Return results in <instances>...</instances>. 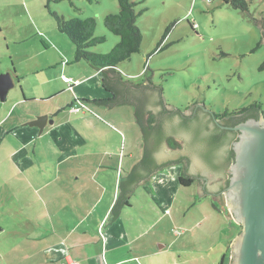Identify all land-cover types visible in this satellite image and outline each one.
Here are the masks:
<instances>
[{"label":"rangeland","instance_id":"1","mask_svg":"<svg viewBox=\"0 0 264 264\" xmlns=\"http://www.w3.org/2000/svg\"><path fill=\"white\" fill-rule=\"evenodd\" d=\"M132 1L137 4L136 12L141 14L137 26L143 42L140 53L118 66L125 80L138 86L147 80L153 86L161 87L164 104L182 114L196 105H202L211 114L223 115L258 103L264 115V70H261L264 46L254 23V20L264 21V0L250 1L249 12L245 14L226 5L223 0ZM118 12V0H96L92 3L75 0L74 6L69 0H0V74L11 72L13 76V69H16L20 77L17 80L13 76L14 87L4 102L0 100V122L7 118L0 124V264H46L45 254L40 252L60 233L50 226L53 217L43 214L44 202L48 203L49 199L44 194L37 195L28 182L16 176L14 172L20 158L17 155L11 158L9 154L24 146L26 139L31 144V152L37 143L39 146L42 144L39 138L33 140L31 133L25 134L31 127H21L23 122L31 119L26 117L28 110L47 109L52 113L56 106L60 108L61 103L70 100L69 94L73 93L71 99H75L74 91L69 89L56 99L35 101V97L50 91L48 85L41 92L39 87L55 72L49 69L42 72L40 69L54 63L60 65L54 70L60 69L61 63L67 61L65 68H72L75 72L71 85L76 88L82 83V77H97L101 91L99 98L76 101L85 107L81 113L106 111V107L93 103L107 99L101 77L98 74L94 76L96 71L86 62H75V45L58 31L52 13L66 19L95 18L96 36H105L106 42L91 52L108 54L119 38L105 27V18ZM81 66L86 69L83 71ZM86 81H89L85 82L87 89L94 91L95 80ZM70 108L68 105L65 110L68 116ZM80 112L71 111L75 115ZM108 112L116 114L117 121L126 122L131 117L141 132L134 106L123 104ZM64 119L66 117L59 118L57 123ZM69 124L64 127L70 136L69 145L81 143L83 136L73 131V125ZM18 130L23 131L19 133ZM171 138L179 144L174 137ZM93 144L96 151L102 145L98 141ZM165 146L172 152L181 150V145L175 150L167 142ZM81 152L83 159L89 157L94 161L92 153L86 156L84 150ZM182 175V163L156 172L145 185L150 192L145 193V186H139L129 201L134 203L137 200L136 205L128 210L131 211L129 220L119 223V218L115 219L114 227L123 231L122 224L125 223L132 232H138L150 222L147 229L150 234L143 242L153 241L157 244L154 249H159V244H167L163 257L152 261L153 264H213L215 256L220 258V255L219 252L207 253L210 243L214 242L211 233L216 234L215 225L219 221L225 223L227 220L223 217L222 221L217 213L209 217L212 212L209 204L216 208L218 205L212 199L202 204L199 200L196 202V197H200L196 195V184L192 188L181 185L179 179ZM60 202L65 200H53L52 205L57 207ZM152 207L157 212L155 218L149 213ZM112 218L109 215L107 227ZM228 223L232 224L235 235L242 232V226L236 222ZM181 241L184 248L179 246ZM59 247L62 248L61 244ZM181 249L186 250H182L181 258H178ZM230 263L228 260L227 264Z\"/></svg>","mask_w":264,"mask_h":264},{"label":"crops","instance_id":"2","mask_svg":"<svg viewBox=\"0 0 264 264\" xmlns=\"http://www.w3.org/2000/svg\"><path fill=\"white\" fill-rule=\"evenodd\" d=\"M69 60L72 58L69 57ZM64 63L67 64V61L61 63L62 68L60 69L54 70V67L60 66L55 63L45 69H40L42 72L48 71V69L55 72L43 83L42 87H39L41 92L44 86L48 85L50 91L35 97L34 100L41 102L47 101V99L53 100L69 89L74 91L75 99H71L73 93L69 94L70 100L67 103H61L60 108L56 106L52 113L47 109L28 110L26 117H31V119L25 121L26 123L39 116H48L49 118L41 134H39L40 130L35 127H31L30 132L25 133L28 135L31 133L33 140L39 138L42 144L39 146L37 143L31 152L29 150L31 144L26 139L24 146L9 153L11 158L16 155L20 158L17 171L14 172L16 176H21L25 182H28L37 195L44 194L49 199L48 203L44 202L43 214L50 218L52 216L53 221L50 226L54 230L60 231L59 235L55 236L56 240L45 246L44 251L40 253L45 254L46 264H67V258H71L79 264H153L152 261L163 257L167 244H159V249H154L157 244H154L153 241H149L147 244L143 242L150 234V231H147L148 226H151L150 222L147 224L143 222L145 225L138 232H132L125 223L122 224L123 231L117 230L118 227H114V222L111 226L109 225L110 228L106 226L109 215H112L113 207L121 195L120 180L127 178L133 168L143 159L145 143L142 133L138 130L134 119L132 120L130 117L126 122L120 119L117 121V115L110 114L108 110L85 111L77 115L69 111L70 115L68 116V112H66L68 105L71 107L77 99L99 98L101 91L100 81L97 77H82L83 81L77 88L67 84L63 78L71 80L74 78L75 72L72 68H65ZM80 68L83 71L86 69L84 66ZM78 71L76 74H79ZM13 72V76L19 80L18 71L13 69ZM95 74L101 77L99 72L94 73V76ZM91 79L95 80L94 91L90 88L87 89V83H85H89L86 80ZM103 91L108 98L109 94L105 90ZM26 102L31 103L30 100ZM130 114L129 116H131ZM61 117H66V120L57 123ZM93 117L96 118L93 119ZM6 119H2L0 124L6 122ZM19 119L23 120L25 117ZM101 119L105 121H101ZM25 122L22 123L23 125L21 124L23 129L26 127ZM69 122L74 127L72 130L80 132V135L83 136L81 143L69 145L70 136L66 134L64 128ZM61 127L62 129H59ZM22 131L18 130L19 133ZM59 131L62 133L59 134ZM95 141L102 144L97 151L93 144ZM81 149L84 150L86 156L92 153L95 156L94 161H90L89 157L83 159ZM154 175L148 182L153 179ZM194 183L198 187V181L195 180ZM194 183L190 185L191 188ZM145 185L143 184V186ZM137 188L129 196L130 200L134 198V194L138 191ZM143 189L145 193L150 192L146 186ZM60 198H63L65 202H60L57 207L53 206V200L57 201ZM200 198L205 200L201 202ZM208 199L212 198L210 196L196 197V202L199 200L202 204ZM212 201L218 205V208L214 204H209L212 211L208 214L209 217L213 213H217L222 221L224 217L228 222H234L228 218L227 206H221L213 199ZM136 202L137 200L134 203L129 202L130 205L122 210L119 223L121 220L125 222L129 220L128 216L131 211L128 210L132 206L134 207ZM149 213L154 218L157 215L154 207ZM227 221H224L225 223L219 221L215 225L217 227L216 234L211 233L214 242L210 243L211 247L208 248L207 253L219 252L220 255V258L215 256L213 264H223L224 258H228L230 262L232 259L231 245L238 233L235 235L232 224ZM182 241L179 246L184 248L185 245ZM60 244L62 248L59 247ZM182 250L186 249L179 250L178 258H181Z\"/></svg>","mask_w":264,"mask_h":264},{"label":"trees","instance_id":"3","mask_svg":"<svg viewBox=\"0 0 264 264\" xmlns=\"http://www.w3.org/2000/svg\"><path fill=\"white\" fill-rule=\"evenodd\" d=\"M69 1L71 5L74 6L75 0ZM86 1L92 3L96 0ZM250 1L252 0H223L226 5H229L234 10L240 11L243 14L249 12ZM118 3L119 12L109 14L105 18V27L110 33L119 38L117 45L108 54L91 52L93 48L106 42L105 36H96L97 22L95 18L81 19L75 17L66 19L64 16L57 13H52V16L55 18L58 31L66 35L75 45V62H86L93 70L99 72L101 75L102 87L109 94V97L106 100L93 101V103L106 106L109 109L123 104L135 106L136 121L139 123L145 143V154L141 164L146 167L152 164L153 152L163 142H167L173 150L180 147L173 138H170L167 133H165L164 126H168L169 124L173 125L174 116L179 117L178 114H181V112L174 113V111H168L165 108V104L162 100V89L158 90L155 86L151 87L152 89H147L146 87L135 85L125 80L123 75L119 72L118 66L121 63L130 60L135 54L140 53L143 35L140 28L137 26V20L141 16V14L136 12L137 4L132 0H118ZM261 70H264V63L261 66ZM148 85L152 86L150 82H148ZM149 91H153L151 92L154 93L152 96H155L156 103L162 107V111L157 116L147 109V103H151L150 100H148V96L151 94ZM133 95L138 98L137 102L128 99V96ZM262 114L261 105L256 103L250 108L235 111L233 113H225L223 115L212 113L210 116L212 117V121H218L219 123L224 121L226 125L235 127L250 119L259 120ZM227 117L229 120L226 119ZM185 125L189 127V125H191L190 121L184 120L176 126L168 127L174 133H185L182 131V129L187 130L184 127ZM216 127L219 132H216V134L209 139H204L200 136V129H198L199 132H186L194 136L191 146L197 144L202 145L198 153L207 163H212L214 157L221 152L228 154L223 162L215 168L216 171H221L229 168L235 160V152L232 144L237 138H234V141H229V134L231 132L221 130L218 125ZM234 134L238 133L233 132V135ZM179 181L181 185L188 187L194 183L195 178L184 173ZM122 191L123 192L113 207V220L118 219L124 207L130 205L129 194H127L128 192L124 186L122 187ZM228 260V258H224L223 264H227Z\"/></svg>","mask_w":264,"mask_h":264},{"label":"water","instance_id":"4","mask_svg":"<svg viewBox=\"0 0 264 264\" xmlns=\"http://www.w3.org/2000/svg\"><path fill=\"white\" fill-rule=\"evenodd\" d=\"M254 23L260 31L261 44L264 46V21L254 20ZM13 87L14 81L11 73L0 74V100L2 102L7 99L8 93ZM141 87L152 89L151 87L154 86L148 85V81L146 80L145 84L141 85ZM156 88L158 90L162 89L161 87ZM149 92L151 93L153 91ZM152 95H154V93L148 96V100H150L151 103H147V109L157 116L162 111V107L156 103L155 96L153 97ZM128 99L136 102L138 101L135 95L128 96ZM165 108L168 111L178 113L173 107L165 105ZM106 110H109V108L106 107ZM191 111H194V114L196 112H198V114L210 113L206 111L202 105H196L187 113L178 115H191ZM174 117V120L179 122V117ZM48 119V116H40L28 122L26 125L29 127H36L40 130V133H42L47 125ZM188 121H190L191 125H189V127L185 125L184 127L187 130L182 129V131L185 133H187L186 131L191 133L199 132L198 129L200 128L195 127V121ZM137 124L139 123L137 122ZM206 126L208 127L209 123H205V128ZM164 129L165 133H167L166 126H164ZM228 130L238 132L237 140L232 144L235 152V160L231 164L229 171L228 168L219 172L215 169H210V167L207 168L205 165L206 163L204 164L203 159H201L199 155H193L188 150L184 142L185 133H169V137H174L181 145L180 152L170 151L166 148L165 142H163L153 152L152 164L146 167L141 163L136 165L127 178L120 180L119 188L122 193V187L124 186L128 192L127 194L130 196L134 189L140 185L146 184L152 175L168 166L182 163L183 174H192V171L193 174L198 175L200 174V167L198 166H201L203 168L201 171L208 179L199 180L195 178V180L198 181L196 195L200 197L210 196L219 205L227 206L228 218L234 220L239 226H242V232L235 238L231 245L232 259L230 264H264V115H262L259 120L250 119L235 127L228 128ZM205 131H207V129ZM232 137V141H234L236 134ZM187 157L194 160V167L190 169L191 171H188L190 166L189 161H183V158ZM228 176H230L229 187L223 193V200L219 202L215 198V194L221 190V186L225 184V179H227ZM114 221L115 220L111 219L110 226Z\"/></svg>","mask_w":264,"mask_h":264},{"label":"flooded vegetation","instance_id":"5","mask_svg":"<svg viewBox=\"0 0 264 264\" xmlns=\"http://www.w3.org/2000/svg\"><path fill=\"white\" fill-rule=\"evenodd\" d=\"M197 114H198V112H196L194 114V111H191V115H179V122L174 120L173 125L169 124L168 126H170V127L171 126H176L179 123H181L183 120H187V119L188 120H194L195 123H196L195 124L196 127L200 128V136L202 138H204V139H209V138H212V136H214L216 134V132H219V131H217V127H216L218 125L221 128V130L226 131V132H231L229 134L230 135L229 136L230 137L229 141L232 140L233 132H235V131L228 130V128H231L233 126L226 125V122L224 123V121L220 122V123L218 121H212L210 113L209 114L202 113V114H198V116H197ZM261 116L262 115H260V118H261ZM205 123H209V126L208 127L206 126V128H205ZM168 126H166V131H167L168 136H169L170 134H173L174 132ZM206 129H207V131H205ZM235 133H238V132H235ZM185 135L186 136H184L185 137L184 142L187 145L188 150L191 152V154L196 155V156L199 155V157L201 159H203V157H201L200 154L198 153L199 149L202 148V145L201 144H197L195 146H191L194 136L192 134H188V132L185 133ZM237 137H238V134H236L235 138H237ZM227 156H228L227 153L221 152V153L217 154L216 157H214L212 163H207V161H205V159H203V161H204V164L206 163L205 165H206L207 168L210 167V169H215L216 166L221 164L223 162V160L225 159V157H227ZM155 158H156V156H155ZM186 160L189 161V163H190L188 171H191L190 169H192L194 167V160H192L191 158H188V157L187 158H183L184 162H186ZM198 167H200V171H199L200 174L199 175L198 174H193L192 171H191L192 174H188L187 173V175L192 177V178L199 179V180H207L208 178L206 176H204V173L201 171L203 168L201 166H198ZM229 170H230V167L228 168V171ZM229 181H230V176H228L227 179H225V184L221 186V190L215 194V198L219 202H221L223 200V198H224L223 193L229 187Z\"/></svg>","mask_w":264,"mask_h":264},{"label":"built area","instance_id":"6","mask_svg":"<svg viewBox=\"0 0 264 264\" xmlns=\"http://www.w3.org/2000/svg\"><path fill=\"white\" fill-rule=\"evenodd\" d=\"M64 81L71 85V80L70 79H67V78H64ZM85 107H82L79 102L76 101V103L74 105L71 106V111L72 112H75V113H79L82 109H84ZM67 264H79L77 261L71 259V258H67L66 260Z\"/></svg>","mask_w":264,"mask_h":264}]
</instances>
